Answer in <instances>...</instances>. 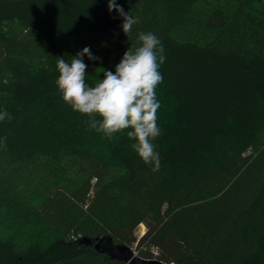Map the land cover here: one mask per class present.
Listing matches in <instances>:
<instances>
[{"label": "trees", "instance_id": "1", "mask_svg": "<svg viewBox=\"0 0 264 264\" xmlns=\"http://www.w3.org/2000/svg\"><path fill=\"white\" fill-rule=\"evenodd\" d=\"M116 3L139 20L128 36L108 0H0V111L13 117L0 122V205L36 200L50 232L24 246L0 234V264H126L96 248L104 236L165 264H264V0ZM140 32L166 55L159 172L131 129H90L55 83L57 57L90 47L94 86Z\"/></svg>", "mask_w": 264, "mask_h": 264}, {"label": "clouds", "instance_id": "2", "mask_svg": "<svg viewBox=\"0 0 264 264\" xmlns=\"http://www.w3.org/2000/svg\"><path fill=\"white\" fill-rule=\"evenodd\" d=\"M108 10H115L123 18L121 25L128 36L138 18L126 13L116 3L108 0ZM140 45L125 51L115 72L103 70L104 78L94 86L86 82V68L83 58L99 60L90 47L78 51L71 61L57 57L58 78L55 83L63 101L74 111L89 117L90 129L103 133L111 139L114 133L125 129L127 136L135 140L132 148L153 172L161 170L162 157L156 151L154 141L161 135L157 124V111L161 107L156 98V88L164 77L160 71L166 61L161 40L153 32L138 34ZM100 117V119H97ZM7 111H0V122L12 119ZM7 140V136L2 138Z\"/></svg>", "mask_w": 264, "mask_h": 264}, {"label": "rangeland", "instance_id": "3", "mask_svg": "<svg viewBox=\"0 0 264 264\" xmlns=\"http://www.w3.org/2000/svg\"><path fill=\"white\" fill-rule=\"evenodd\" d=\"M37 203L36 200L28 199L24 204L14 207L0 205V234L12 236L21 246L31 240H47L50 232L45 223L37 217ZM146 230V223H141L135 233L141 237ZM131 246L139 254L137 243Z\"/></svg>", "mask_w": 264, "mask_h": 264}, {"label": "water", "instance_id": "4", "mask_svg": "<svg viewBox=\"0 0 264 264\" xmlns=\"http://www.w3.org/2000/svg\"><path fill=\"white\" fill-rule=\"evenodd\" d=\"M96 248L107 252L113 259L124 261L126 264H165L158 258H145L135 252L132 246L115 242L112 237L104 236L96 243Z\"/></svg>", "mask_w": 264, "mask_h": 264}]
</instances>
